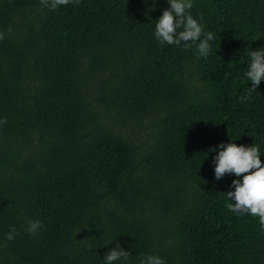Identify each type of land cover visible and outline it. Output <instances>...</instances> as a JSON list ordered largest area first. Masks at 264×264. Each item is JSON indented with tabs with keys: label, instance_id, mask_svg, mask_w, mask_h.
Returning a JSON list of instances; mask_svg holds the SVG:
<instances>
[{
	"label": "trees",
	"instance_id": "1",
	"mask_svg": "<svg viewBox=\"0 0 264 264\" xmlns=\"http://www.w3.org/2000/svg\"><path fill=\"white\" fill-rule=\"evenodd\" d=\"M166 7L0 0V264H103L117 242L129 264H264L259 218L228 210L235 177L214 179L208 151L253 143L264 162V81L238 99L264 0H195L207 58L155 40Z\"/></svg>",
	"mask_w": 264,
	"mask_h": 264
},
{
	"label": "clouds",
	"instance_id": "2",
	"mask_svg": "<svg viewBox=\"0 0 264 264\" xmlns=\"http://www.w3.org/2000/svg\"><path fill=\"white\" fill-rule=\"evenodd\" d=\"M78 0H41V4L52 10ZM168 7L163 8L161 15L155 19L153 37L160 45L194 46L197 58H207L211 51L214 33L204 31V25L194 17L191 9L195 0H166ZM258 39V38H257ZM255 39V40H257ZM244 76L251 86L238 99L246 101L252 92L264 81V46L249 50ZM4 123L0 119V124ZM209 152L214 153L211 158L214 179L220 180L225 174L234 175L230 189L224 193L226 207L237 215L247 214L258 217L261 229L264 230V162L261 161V149L258 144L245 146L231 141L221 142ZM41 227L40 221L29 220L26 231L35 234ZM16 229L11 227L5 238L13 240ZM110 240L106 245L111 243ZM130 253L117 242L103 255V264H129ZM137 264H166L159 255L144 253Z\"/></svg>",
	"mask_w": 264,
	"mask_h": 264
}]
</instances>
